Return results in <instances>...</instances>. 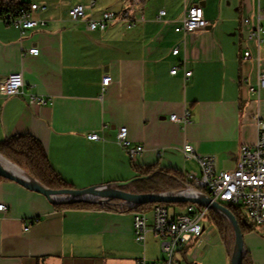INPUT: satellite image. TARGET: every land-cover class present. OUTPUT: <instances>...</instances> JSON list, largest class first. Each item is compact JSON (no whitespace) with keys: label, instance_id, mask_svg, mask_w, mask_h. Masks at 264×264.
<instances>
[{"label":"crops","instance_id":"obj_1","mask_svg":"<svg viewBox=\"0 0 264 264\" xmlns=\"http://www.w3.org/2000/svg\"><path fill=\"white\" fill-rule=\"evenodd\" d=\"M8 1L45 5L33 16L46 24L22 34L0 18V85L12 72H21L24 79L21 94L6 95L0 89V141L32 134L76 188L138 177L134 164L180 170L188 185L187 173L200 175L201 167L185 157L186 143L201 155L214 156L218 170H231L241 147L257 141L264 88L253 92L250 86L257 85L264 67V46L249 39L244 19L250 16L256 24L264 0H0ZM77 4L86 6L84 18L70 15ZM197 4L208 26L176 31L186 11ZM126 9L133 10V27L122 19L105 29L87 26L89 18L106 10ZM161 9L165 13L159 17ZM32 47L39 52L29 53ZM246 50L252 54L249 59L243 57ZM174 67L176 74L171 73ZM105 74L112 80L104 87ZM32 95L48 102L32 103ZM186 111L191 113L189 124L170 119ZM122 125L132 143L145 148L135 158L117 142ZM92 131L102 139H88ZM0 203L7 208L0 211V264L151 262L148 237L157 236L150 230L145 243L135 239L134 211L57 209L44 194L13 180L0 182ZM173 211L180 213L177 207ZM146 212L151 228L153 208ZM253 227L244 235L245 251L254 264H264V227ZM209 228L193 240L200 253L187 264H231L232 254L218 229L211 222Z\"/></svg>","mask_w":264,"mask_h":264},{"label":"built area","instance_id":"obj_2","mask_svg":"<svg viewBox=\"0 0 264 264\" xmlns=\"http://www.w3.org/2000/svg\"><path fill=\"white\" fill-rule=\"evenodd\" d=\"M141 4L143 0H133ZM95 5L92 1L91 6ZM45 5L31 3L29 6L12 9L6 13L0 14V18L7 24L19 28L22 34L29 29L39 25H45L46 21L37 19L33 16L34 11L45 9ZM165 13L164 9L159 11V17ZM70 15L74 19L84 18L86 16V6L83 4L74 5L70 9ZM256 24H253V18L247 16L244 24L248 28L249 39L256 41L258 47L264 46V10L259 9L256 14ZM117 19L127 22L128 27H133L136 23L132 9H126L120 12L106 10L100 17L89 18L87 26L89 29H105ZM208 26V20L205 17L204 9L201 5L191 6L176 26V31H195ZM37 54L39 49L32 47L28 51ZM175 54L179 48L173 50ZM252 56L249 50L244 51L243 57L249 59ZM259 59L260 64H263ZM178 67L171 70L176 74ZM192 71L187 70L186 76H190ZM112 80L111 75L105 74L102 78L103 86L108 85ZM24 79L21 72L10 73L5 81L0 85V89L6 95H15L23 93ZM264 88V67L260 69L257 85H251V91H257ZM32 103L44 104L48 99L40 95H32ZM172 121L183 122L184 125L192 122L190 111L184 115L172 114ZM258 138L253 144H245L240 149V155L235 169L218 170L216 159L211 155H201L196 152L190 144L184 145V154L188 159L196 160L201 167V174L196 171L187 173V189L192 191H204L217 201L225 205L237 207L252 226L264 227V117L257 118ZM88 139L101 140L97 132L87 134ZM117 142L121 145L131 157L135 158L144 151L143 145H134L129 138L128 127L122 125L118 129ZM111 205L116 210L134 211V236L140 243H145L147 234L150 230L160 239V248L164 259L161 262H149L145 258L138 260L137 264H187L195 260L199 255V249L193 244V240L201 237L206 231L211 230L203 227V219H208L209 208L201 207L190 203L185 211L172 214L168 207L156 205L153 208V223L149 228V216L146 211L137 210V204L128 201H112ZM108 203V202H107ZM6 205L0 203V211H5ZM213 227V226H211ZM218 232V231H217ZM214 231V235L217 236ZM219 233V232H218Z\"/></svg>","mask_w":264,"mask_h":264},{"label":"trees","instance_id":"obj_3","mask_svg":"<svg viewBox=\"0 0 264 264\" xmlns=\"http://www.w3.org/2000/svg\"><path fill=\"white\" fill-rule=\"evenodd\" d=\"M26 2H0V14L6 13L12 9L29 6ZM0 154L8 158L20 168L28 172L32 177L52 189L76 188V186L66 180L53 166L50 157L42 144L35 136L29 133L16 134L0 141ZM134 167L140 171L139 179L122 186L123 189L132 192H152V191H177L187 187L186 177L180 170L164 169L155 167H140L134 164ZM148 176V177H146ZM10 180L0 175V182ZM208 192L206 189H203ZM209 193V192H208ZM113 199L112 201H117ZM190 202L178 203H146L137 204L136 209L149 211L156 205L166 207L187 208ZM57 209H114L111 202L100 204L97 202H75L54 204ZM200 206V205H199ZM203 207V206H201ZM230 210L237 217L242 232L245 235L248 231L254 230V227L243 216L242 212L233 205H228ZM133 211V209H128ZM210 222L213 223L219 231L222 240L232 254L235 245V229L231 221L221 212L209 208ZM243 264H254L251 256L245 251Z\"/></svg>","mask_w":264,"mask_h":264},{"label":"water","instance_id":"obj_4","mask_svg":"<svg viewBox=\"0 0 264 264\" xmlns=\"http://www.w3.org/2000/svg\"><path fill=\"white\" fill-rule=\"evenodd\" d=\"M0 156L6 158L1 154ZM6 159L13 165L19 167L8 158ZM27 174L28 178L20 176L5 167L0 162V175L10 180L16 181L28 189L44 194L53 204L75 203L82 201L104 204L113 199H120L135 204L190 202L217 210L224 214L231 221L235 229V245L232 253L231 264H243L245 253V237L237 217L227 205L217 201L212 196L202 191H194L195 193L192 194L187 188H185L177 191L132 192L122 188V186L141 178L140 176L126 181H118L114 185L104 184L92 185L85 188L52 189L32 177L28 172Z\"/></svg>","mask_w":264,"mask_h":264},{"label":"rangeland","instance_id":"obj_5","mask_svg":"<svg viewBox=\"0 0 264 264\" xmlns=\"http://www.w3.org/2000/svg\"><path fill=\"white\" fill-rule=\"evenodd\" d=\"M99 1V0H98ZM101 1V0H100ZM106 1V0H105ZM99 6V5H98ZM22 169V168H21ZM25 171V170H24ZM174 206H171L169 207V210L171 213H173L174 211ZM184 211V208L182 207H177V212H183ZM150 216H151V219H152V212H150ZM202 224H203V227L206 228L209 224H210V221L207 220L206 218L203 219L202 221ZM154 237V238H153ZM159 244H160V239H158L157 237H155L154 235L148 237V242H147V255L149 257V260L151 262H157V261H162L163 260V257L165 256L163 254V252L160 250L159 248ZM222 244V243H221ZM160 254H162V259H158L157 260V256H160Z\"/></svg>","mask_w":264,"mask_h":264},{"label":"bare ground","instance_id":"obj_6","mask_svg":"<svg viewBox=\"0 0 264 264\" xmlns=\"http://www.w3.org/2000/svg\"><path fill=\"white\" fill-rule=\"evenodd\" d=\"M0 162L7 167L8 169L12 170L14 173L23 176L25 178H28V174L26 171H24L23 169L17 167L16 165H13L11 162H9L6 158L0 156ZM190 193H195L192 190H189ZM203 192V191H202Z\"/></svg>","mask_w":264,"mask_h":264}]
</instances>
